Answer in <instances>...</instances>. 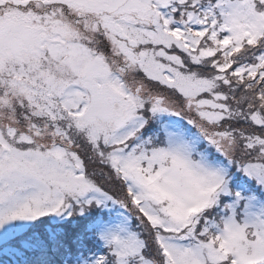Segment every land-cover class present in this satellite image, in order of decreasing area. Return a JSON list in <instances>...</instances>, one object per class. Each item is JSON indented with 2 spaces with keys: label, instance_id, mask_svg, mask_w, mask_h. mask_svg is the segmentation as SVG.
I'll list each match as a JSON object with an SVG mask.
<instances>
[{
  "label": "snow or ice",
  "instance_id": "obj_1",
  "mask_svg": "<svg viewBox=\"0 0 264 264\" xmlns=\"http://www.w3.org/2000/svg\"><path fill=\"white\" fill-rule=\"evenodd\" d=\"M0 264H264V0H0Z\"/></svg>",
  "mask_w": 264,
  "mask_h": 264
}]
</instances>
